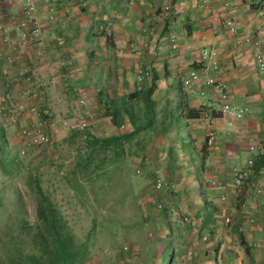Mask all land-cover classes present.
I'll use <instances>...</instances> for the list:
<instances>
[{
	"label": "crops",
	"instance_id": "0c3cea01",
	"mask_svg": "<svg viewBox=\"0 0 264 264\" xmlns=\"http://www.w3.org/2000/svg\"><path fill=\"white\" fill-rule=\"evenodd\" d=\"M36 2L40 34L22 42L21 33L32 28L22 0H0V29L10 40L8 45L0 41V127L6 136L46 120L27 112L17 123L9 122L10 127L3 125L8 108L25 89L39 94L41 110L52 111L49 123L77 131L79 119L92 114L95 120L88 131L106 137L115 131L105 116L106 109L121 108L131 94L155 86L151 124L146 122L144 102L133 104V114L142 117L141 125L148 126L139 138L138 148L143 152L133 162H142L148 172L162 164V177L168 183L174 179L180 183L177 193L180 205L187 207L186 214L199 220L200 229L214 232L213 250H198L202 262L210 264L220 244L230 248L237 237L246 248V255L237 260L264 264V248L252 249L255 243L264 246V196L242 207L234 185L236 173L250 157L249 147L261 144L260 155H264V71L258 70L254 48L255 42L264 43V0H219L208 8L201 0ZM178 3H183L182 12L176 8ZM167 6L173 9L165 11ZM51 10L57 13L55 22L38 19ZM225 19L236 23V35L224 27ZM172 34L177 36L175 45L169 41ZM58 38L65 39L63 47L56 45ZM132 44L136 49L147 47L137 55ZM211 49L218 53L221 79L228 85L227 101L250 109L242 121L220 117L221 101L215 88L200 82L193 84L194 92L183 87L184 77L202 68L200 52ZM139 68L152 73L141 83L136 81ZM21 71L33 76L32 84L23 81ZM81 98L86 101L84 107L79 105ZM205 100L213 105L216 118V141L210 150L207 129L186 114L191 110L193 115L199 114ZM124 120L125 128L130 129L128 118ZM257 173L259 179L264 178V160ZM224 193L228 194L226 213L234 221L228 234L220 226L224 212L215 208Z\"/></svg>",
	"mask_w": 264,
	"mask_h": 264
},
{
	"label": "rangeland",
	"instance_id": "374dc122",
	"mask_svg": "<svg viewBox=\"0 0 264 264\" xmlns=\"http://www.w3.org/2000/svg\"><path fill=\"white\" fill-rule=\"evenodd\" d=\"M3 120L6 127L11 122L8 117ZM49 122L43 120L40 123L50 138L54 137L55 151L51 145L26 148L18 135L20 129L7 135L4 145L0 144V221L3 217L18 215L21 209L26 213L23 217L34 224L37 206L35 185L39 182L43 192L60 208L76 238L84 241L91 233L89 264H162L163 254L172 258L170 264H207L198 256V250H213L210 246L214 241V232H209L207 227H189L180 216L174 214L175 208L182 203L177 193L178 180L172 179L176 184L173 190L167 179L163 178L166 188L160 193L155 190V180L158 174L162 176V164L151 172L143 166L137 167L136 171L140 173L134 176L129 161L123 174L115 178L122 185L111 187L105 204L93 211V204L82 203L62 175V170L69 172L78 159L74 131L65 128L68 126L61 127ZM23 150L24 155L21 154ZM54 157L57 162L52 161ZM147 162L148 159L145 164ZM148 166H152V163ZM91 182L94 190L103 185L99 179ZM127 189L134 190L137 200L127 195L117 207L112 208L115 203L111 205L109 200L122 196L123 190L128 192ZM161 201L164 208L158 209ZM93 215L97 219L95 232H91ZM112 217H116L118 226L107 224L108 219H114ZM204 234L210 235L209 243L201 242ZM221 245L210 264H237V259L246 255V248L237 237L229 244L230 248L228 244ZM243 260H240L242 264H250L248 259L245 263Z\"/></svg>",
	"mask_w": 264,
	"mask_h": 264
},
{
	"label": "trees",
	"instance_id": "16d2710c",
	"mask_svg": "<svg viewBox=\"0 0 264 264\" xmlns=\"http://www.w3.org/2000/svg\"><path fill=\"white\" fill-rule=\"evenodd\" d=\"M154 90L155 86H152L144 92H135L122 101L121 108L114 107L113 110H110L111 112L106 109L105 116L115 128L114 133L109 136L101 137L88 130L84 133L74 131V140L78 143L76 147L78 159L69 172L62 170V175L72 192L82 203L93 204V211H96L97 206L105 204V197L111 187L122 185V182L116 181L115 178L116 175L123 174L122 171L129 161H131V172L134 176L137 173L136 168L143 166L142 162H133V158L143 152L138 148L139 138L140 134L148 129V126L141 125L142 117L133 114V104L139 101L144 102L146 122L151 124L153 117L150 112H153L154 109L151 97ZM192 112L194 110L186 111L187 117L198 118L199 114L193 115ZM42 118L47 119L43 115ZM125 118L129 120L130 129H122ZM84 136L85 140H83ZM6 139L4 128L0 127V144L4 145ZM1 147L0 145V149ZM51 147L54 151L56 150L52 138ZM82 151L85 153L83 154ZM263 160L264 155L261 154L257 157L256 171L262 167ZM98 179L103 182V185L100 189L94 190L91 180ZM129 189H127L128 192L123 190L122 196L109 200L111 205L115 203L112 208L117 207L119 201L127 195L137 200L134 190ZM35 190L37 206L34 224L23 217L26 213L21 209L18 211V215L3 217V222L0 221V264H89L91 233L87 234L84 241L76 238L60 208L49 195L43 192L39 182H36ZM112 218L114 219L106 221L107 224L112 227L118 226L116 217ZM96 229L97 219L93 215L91 232H95ZM171 259L163 254L161 263L170 264ZM167 261L168 263H166Z\"/></svg>",
	"mask_w": 264,
	"mask_h": 264
},
{
	"label": "built area",
	"instance_id": "2783aa9c",
	"mask_svg": "<svg viewBox=\"0 0 264 264\" xmlns=\"http://www.w3.org/2000/svg\"><path fill=\"white\" fill-rule=\"evenodd\" d=\"M49 1V0H48ZM219 0H201L202 5L204 7H210L213 3L218 2ZM179 12L184 10L183 3H178L176 6ZM173 9L171 6H167L165 11H170ZM22 10L32 25L30 32L21 33L20 39L22 42H27L28 40H34L40 34V28L37 25V2L36 0H22ZM67 13V10H64ZM65 15V14H64ZM42 22H55L57 19V13L53 10L47 12L44 15H41L39 18ZM224 27L228 30V32L232 35H236L238 33V27L236 23L231 19H225L222 23ZM107 36L111 37V30L106 31ZM0 41L8 45L10 43L9 38L4 36L3 32L0 29ZM169 41L171 44L175 45L177 42V36L172 34L169 36ZM56 45L58 47H63L65 45L64 38H58L56 41ZM147 47V44H144ZM136 49L134 45H131V49L133 53L137 55H142L143 50L145 49ZM254 48L256 51L255 61L260 72L264 71V43L255 42ZM199 63L202 65L200 70H191L187 76L183 79V87L187 91H193V84L202 83L204 86L215 88L219 94V98L221 101V105L218 109V114L222 119H229L233 121H242L245 119L249 113L250 109L247 106H239L236 104L229 103L227 100V92L228 85L223 82L221 79V64L218 59V53L215 50H202L199 56ZM20 77L27 84H32L34 78L27 71H21ZM152 75L151 70L147 68H139L136 72V81L138 83L143 82L145 79L150 78ZM194 92V91H193ZM39 94L37 92H33L31 89H25L19 93L18 98L15 103H13L8 108V119L12 123L18 122V120L25 114L30 113L34 116L42 117L46 116L47 121L51 120L53 117V113L51 110H41L38 106ZM79 105L84 107L86 106V101L81 98L79 99ZM215 109L209 100L203 101L201 104V110L199 112V116L196 119L197 123L205 127L207 129L206 135V147L210 150L216 141V133H215V122L216 118L213 116ZM3 113V107L0 103V116ZM95 120V116L89 114L85 117L79 119L77 123V131L84 133L88 130L91 122ZM125 129V126L122 127ZM20 136L23 140L26 148H36L42 146L51 145V138L44 130L41 124L34 125L31 127L23 128L20 130ZM86 137H83L85 140ZM263 146L261 144L251 145L249 147L250 157L245 161L243 168H241L234 177V185L237 188L238 194L240 195L239 204L242 207H245L248 202H251L253 199L264 196V178H258V173L255 170V162L257 157L260 155ZM84 154L85 151H82ZM22 155L25 154V150L21 152ZM54 162H57L56 158H52ZM137 173H140L138 170ZM167 184L163 177L158 174L155 180V190L160 193L166 188ZM170 189H175V183H170ZM228 201V194L224 193L220 196L219 202L216 204L215 208L217 210H222L224 212L221 220V230L223 234H228L233 225V218L231 215L226 213V203ZM164 204L161 201L158 204V209H163ZM187 207L184 205H178L174 214L180 216L184 222L191 226L194 229H199L200 222L196 218L189 217L186 214ZM210 236L208 234H204L201 236V242L209 243ZM264 246L262 243H255L252 246L253 250L263 249ZM126 251L127 248H124ZM237 264H242L241 261H238Z\"/></svg>",
	"mask_w": 264,
	"mask_h": 264
}]
</instances>
